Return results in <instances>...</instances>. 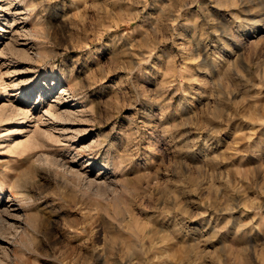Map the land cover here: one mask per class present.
Returning a JSON list of instances; mask_svg holds the SVG:
<instances>
[{"label":"rangeland","instance_id":"rangeland-1","mask_svg":"<svg viewBox=\"0 0 264 264\" xmlns=\"http://www.w3.org/2000/svg\"><path fill=\"white\" fill-rule=\"evenodd\" d=\"M0 25V107L29 110L0 210L32 167L35 214L0 212V264H264V0H0Z\"/></svg>","mask_w":264,"mask_h":264},{"label":"bare ground","instance_id":"bare-ground-1","mask_svg":"<svg viewBox=\"0 0 264 264\" xmlns=\"http://www.w3.org/2000/svg\"><path fill=\"white\" fill-rule=\"evenodd\" d=\"M12 24H13V22L11 23V25ZM4 28H5L4 26L0 25V31H2V34L4 32H6V29H4ZM16 44H17L16 42H12V44L5 47L6 50L1 52V54H0L1 56L5 57V60H7L10 65H13V66H15V62L17 61V60L15 61V58L12 57L13 52L16 51V47H15ZM34 92H35V95H38L40 103H42L45 100V97L47 98L46 94H47L48 90H46V88H44L43 84L41 83L38 86H36V88H33L32 90H27L26 92H24V94L22 93L21 97H24V98L21 101L18 100L19 101L18 103L21 106H25L26 101H27L26 98L30 99V96ZM0 96H2L0 98V100H3V99H5V97L8 96V94L5 92V93H2ZM49 106L50 107L45 110V115L39 114L42 111V108L40 105H37L34 107V110H35L34 113L39 114V117L41 119H43L41 122H39L40 126L44 125V121H48V119H50L49 117H56L58 119L61 117V114L57 113V110H56L54 105L53 106L49 105ZM28 113H29L28 109L18 107L16 105L3 106V107H0V122L4 123V121L8 122V121L14 120L16 123L21 125L23 123V121L26 119ZM20 114H21L22 118H20V119L14 118L15 116L20 115ZM29 116H30V114H29ZM45 116H49V117L45 118ZM61 119H63V118H61ZM40 126H37L31 132V135L28 134L29 140H26L25 143L17 142L16 147L22 146V147H24L22 149V151H25L27 148H33L36 145H40L41 141H44V139H52L53 133L51 131H47L46 129H43ZM22 130L23 129H20L19 133L22 132ZM45 144H46V142H45ZM20 153L21 152L17 153L18 154V158H17L18 160L22 159L21 157H23V156H21L22 153L21 154ZM40 157H42V155L38 154V156L35 158L40 159ZM42 160H43V158H42ZM50 162L54 163L55 160L50 159ZM16 165H18V164H16ZM33 165H35V163H33ZM35 167L38 168L37 166H35ZM32 170H33L32 167H25L22 170L17 171V172L11 171L10 175H9V180L7 181V185H8L7 187L9 188V194L12 198H16L17 203H15V207L13 206L12 208L10 207V208L1 209L0 212L7 213L6 214V215H8L7 219L13 220L14 222H17V223L23 222L25 224V222L34 221V218H35V214H33V212H28V210L32 209L33 207L32 208L31 207H26V208L24 207V206L32 204L31 202L34 201V199H33L34 197L31 193L32 188H33L32 178H31V175L33 173ZM21 205H23V206H21ZM32 206H34V205L32 204Z\"/></svg>","mask_w":264,"mask_h":264}]
</instances>
